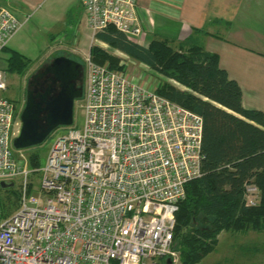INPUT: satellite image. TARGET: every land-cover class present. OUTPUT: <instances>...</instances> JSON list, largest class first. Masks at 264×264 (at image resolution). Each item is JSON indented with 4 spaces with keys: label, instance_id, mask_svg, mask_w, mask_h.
Here are the masks:
<instances>
[{
    "label": "built area",
    "instance_id": "obj_1",
    "mask_svg": "<svg viewBox=\"0 0 264 264\" xmlns=\"http://www.w3.org/2000/svg\"><path fill=\"white\" fill-rule=\"evenodd\" d=\"M79 2L93 37L111 26L129 40L143 39L136 0ZM21 25L0 5V53ZM84 64L82 125L72 122L58 134L34 169L44 195L36 205L26 202L27 159L13 147L21 108L3 93L8 74L0 68V182L18 181L15 211L5 214L0 198V264L179 258L175 215L186 183L202 174V116L137 81L124 62L111 68L87 53ZM259 193L246 184L245 205H255Z\"/></svg>",
    "mask_w": 264,
    "mask_h": 264
},
{
    "label": "trees",
    "instance_id": "obj_2",
    "mask_svg": "<svg viewBox=\"0 0 264 264\" xmlns=\"http://www.w3.org/2000/svg\"><path fill=\"white\" fill-rule=\"evenodd\" d=\"M94 37L182 86L163 81L154 89L202 116V174L186 183L175 215L174 249L181 263L199 262L214 249L222 229L263 228L264 114L242 106L241 88L220 67L218 55L193 40L174 46L154 38L144 45L111 26ZM7 51L5 70L22 74L31 59L15 49ZM89 54L96 63L123 68L117 57L98 45L91 46ZM36 148H28L32 168L39 166ZM246 184L259 189L255 205H245Z\"/></svg>",
    "mask_w": 264,
    "mask_h": 264
},
{
    "label": "crops",
    "instance_id": "obj_3",
    "mask_svg": "<svg viewBox=\"0 0 264 264\" xmlns=\"http://www.w3.org/2000/svg\"><path fill=\"white\" fill-rule=\"evenodd\" d=\"M57 1L60 5L64 2ZM76 1L79 0H72ZM6 2L15 4L13 11L18 16L21 14L23 24L27 20L23 9L34 5L35 0ZM136 9L145 35L149 31L152 37L167 39L173 44L193 40L216 53L220 67L241 88L242 106L264 114V0H136ZM18 35L19 30L9 40L6 50L11 48L22 53ZM54 36L51 33L50 39L54 40ZM262 231L264 227L222 229L214 249L200 261L211 257L212 264H264V240L260 241L258 236Z\"/></svg>",
    "mask_w": 264,
    "mask_h": 264
},
{
    "label": "rangeland",
    "instance_id": "obj_4",
    "mask_svg": "<svg viewBox=\"0 0 264 264\" xmlns=\"http://www.w3.org/2000/svg\"><path fill=\"white\" fill-rule=\"evenodd\" d=\"M33 4L34 5H28L23 9V14L27 16V20L22 24L18 35V47L21 49L22 53L31 58V63L27 69L18 76L15 73L7 71L9 88L3 92L8 97H12L14 94L13 92L17 93L16 98H18V108H21L20 110H22L25 103L26 79L29 78L31 73L34 72L36 68H38L41 64L48 62L56 55L69 56L82 64V78L84 86V58L87 55L88 49L93 45H98L103 50L117 57V65H119L120 61L124 62L128 73H132L137 81L143 83L147 87L154 88L163 81H169L176 86L181 87L175 81L166 79L155 70L132 59L120 50L96 40L92 36L91 30L86 23V15L79 1L72 2V0H64L63 4L60 5L57 0H35ZM0 5L8 7L15 14L13 11V5L15 4L6 2V0H0ZM15 15L20 21H22L19 18L21 17V14L18 16L16 12ZM51 33L55 35L54 40L50 39ZM154 38L159 37H152L148 31L140 43L147 45L148 42ZM177 45H179V42L175 41L174 46ZM7 57L8 51L3 50L0 53L1 69H6ZM81 103V98L76 99L74 102L73 125L78 128L81 127L83 121ZM66 129L67 126H59L55 128L41 144L37 145L36 149L39 154L38 165L44 164L52 141L58 134L63 133ZM15 150L17 151L16 155L19 156L21 153L23 154V157L27 159L29 152L28 148ZM28 167L31 170V173L29 174V181L31 182V185L29 186L26 202L28 205H36L39 200H44V195L39 188V173L34 171L36 168H32L29 165ZM17 184L18 181L15 179L14 185L9 189L0 187V198L4 204V212L6 214H11L17 207ZM258 236L260 241L264 240V231H262ZM262 242L264 243V241ZM262 255L264 256V244L262 246ZM153 262L157 264H167L166 258L162 260L155 259ZM171 264L183 263H181L179 258H177ZM194 264H212V259L211 257H208L207 259Z\"/></svg>",
    "mask_w": 264,
    "mask_h": 264
},
{
    "label": "water",
    "instance_id": "obj_5",
    "mask_svg": "<svg viewBox=\"0 0 264 264\" xmlns=\"http://www.w3.org/2000/svg\"><path fill=\"white\" fill-rule=\"evenodd\" d=\"M50 82L42 90L26 91L20 112V125L13 138L15 149H26L41 144L57 127L73 122L74 102L82 97V64L66 55H56L43 67ZM13 182H0L1 188ZM167 262H171L167 258Z\"/></svg>",
    "mask_w": 264,
    "mask_h": 264
},
{
    "label": "flooded vegetation",
    "instance_id": "obj_6",
    "mask_svg": "<svg viewBox=\"0 0 264 264\" xmlns=\"http://www.w3.org/2000/svg\"><path fill=\"white\" fill-rule=\"evenodd\" d=\"M46 63L47 62H45L44 64ZM44 64H41L38 68H36V70L31 73L29 78L26 79L25 97H26V91L28 88H30L31 90H35V91L42 90L47 85V83L50 82L49 74L43 73ZM15 74L17 76L20 75L17 73ZM8 88H9V84H8ZM13 93H14L13 96L9 98H11L15 102L16 107H19V101H18V98H16L17 93L16 92H13Z\"/></svg>",
    "mask_w": 264,
    "mask_h": 264
}]
</instances>
